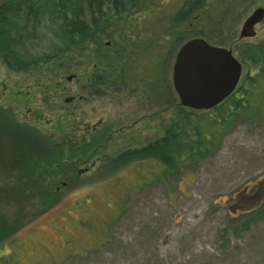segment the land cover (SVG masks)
Segmentation results:
<instances>
[{
  "label": "rangeland",
  "instance_id": "1",
  "mask_svg": "<svg viewBox=\"0 0 264 264\" xmlns=\"http://www.w3.org/2000/svg\"><path fill=\"white\" fill-rule=\"evenodd\" d=\"M161 1L172 13L183 0ZM245 3L235 38L264 40V18L253 38H239L244 19L264 8V0ZM95 50L60 75L49 66L13 71L0 55L9 120L0 119V229L16 228L21 243L0 254L20 252L23 262L55 255L57 264H264V111L237 119L210 154L174 174L141 175L133 162L117 175L100 172L160 136L173 110L151 106L135 82V91L122 83L94 94ZM18 148L39 163L15 160Z\"/></svg>",
  "mask_w": 264,
  "mask_h": 264
},
{
  "label": "trees",
  "instance_id": "2",
  "mask_svg": "<svg viewBox=\"0 0 264 264\" xmlns=\"http://www.w3.org/2000/svg\"><path fill=\"white\" fill-rule=\"evenodd\" d=\"M245 2L183 0L175 11L168 13L161 0H3L0 55L13 71L49 66L60 75L72 71L76 55L85 57L89 47L96 49L98 59L94 64L99 70L97 74L93 72L88 86L94 94L99 95L105 86L122 83L135 91L137 86L129 88L135 82L145 101L173 110L167 121L160 124V136L119 153L98 171L117 175V169L123 170L133 162L132 170L159 178L161 173L174 174L210 154L237 119L263 115L264 40L235 38V25ZM192 37L229 47L242 62V75L235 90L208 110L181 106L167 75L168 61ZM37 41L42 44L39 51ZM5 113L0 106L2 122L7 120L2 117ZM12 129L23 128L14 122ZM29 156L20 148L14 152L15 160L26 158L30 163H39ZM15 230L0 229V248L4 244H21L12 239L17 238L13 237ZM67 243H71V237ZM20 255L12 251L1 253L0 264H57L60 260L47 255L23 262Z\"/></svg>",
  "mask_w": 264,
  "mask_h": 264
},
{
  "label": "water",
  "instance_id": "3",
  "mask_svg": "<svg viewBox=\"0 0 264 264\" xmlns=\"http://www.w3.org/2000/svg\"><path fill=\"white\" fill-rule=\"evenodd\" d=\"M264 8H255L242 22L239 38H253ZM242 75V62L232 49L192 37L178 48L172 66V86L181 106L208 110L226 99ZM72 97L66 98L68 102Z\"/></svg>",
  "mask_w": 264,
  "mask_h": 264
},
{
  "label": "flooded vegetation",
  "instance_id": "4",
  "mask_svg": "<svg viewBox=\"0 0 264 264\" xmlns=\"http://www.w3.org/2000/svg\"><path fill=\"white\" fill-rule=\"evenodd\" d=\"M177 52V51H176ZM172 66H173V64H172ZM172 81V80H171ZM172 84V83H171ZM173 87V86H172ZM174 90V89H173ZM178 99V98H177ZM156 102H154V104H155ZM151 106H153V103L151 104Z\"/></svg>",
  "mask_w": 264,
  "mask_h": 264
}]
</instances>
